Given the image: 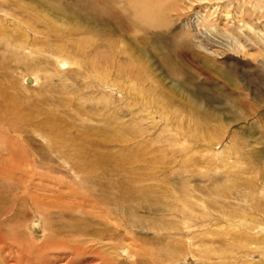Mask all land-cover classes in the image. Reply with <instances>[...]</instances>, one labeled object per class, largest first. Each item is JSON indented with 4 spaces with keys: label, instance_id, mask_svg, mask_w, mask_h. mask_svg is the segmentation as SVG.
<instances>
[{
    "label": "rangeland",
    "instance_id": "obj_1",
    "mask_svg": "<svg viewBox=\"0 0 264 264\" xmlns=\"http://www.w3.org/2000/svg\"><path fill=\"white\" fill-rule=\"evenodd\" d=\"M127 1L121 0V5L128 6ZM143 1L151 14L152 32L147 35V45L151 48L147 65L151 74L145 77L141 72L147 81L143 86L135 85L140 91L135 98L130 82L117 76L120 66L114 65L112 60L124 49L123 42H137L138 37L143 36L139 29L123 34V40L119 36H110L115 41L114 46L103 48L99 45L100 51L96 56L92 46L86 48V56L82 59L85 67L81 73L75 72L77 66L74 64L64 69L57 67L46 53L34 56L25 50L26 46L18 52L14 46L9 51L0 47V63H3L0 66V84L5 86L7 93L16 96L17 112L10 118L23 127L22 132L12 133L0 126V146L5 148L9 144L3 140H13L20 148L31 150L34 147L39 154L38 160L42 161V167L36 171L52 178L46 180L48 182L43 179L46 183H41L49 190L30 188V193L20 186L3 190L0 184V205L8 210L4 215L8 218L0 217L1 235L7 245L13 247L9 251L15 256L18 257L15 245L22 247L19 256L23 257V262L28 259V262L37 263L46 258L44 255L49 248L44 247L43 251L34 247L43 243L46 235L53 237L59 234L58 238L66 241L69 236L76 235L72 227L83 223L86 225L85 233L79 237L86 240L85 244L92 250L82 258L65 253L60 259L55 257L51 264H66L71 258L77 262L74 264H158L142 254L163 241L181 244L183 253L179 264H205L198 256L202 243L215 249L227 246L228 241H232V234L238 230L233 225L227 226V219L232 217L235 218L231 222L246 218L248 226L253 227L249 231L252 237H264V0ZM9 6L6 8L14 9ZM170 6L175 10L170 11ZM1 21L6 20L1 18ZM163 21H168L165 28L157 27ZM12 24L4 23L9 28L24 31ZM37 36L44 40V35ZM106 38L101 36L98 41L105 44ZM165 54L171 56L168 57L171 64L168 62V66L161 69L160 56ZM49 59L51 62L40 69L33 64V61ZM100 59L110 61L111 72L116 70L115 76L110 72L109 79H112L102 80L103 83L93 76V72H84L88 64ZM179 62H182L184 72L190 74V81L179 69ZM124 64L126 61L121 67L125 68ZM176 77L183 81L177 83L174 81ZM117 80V85L111 84ZM147 84L151 88L144 94ZM163 87L174 96L167 108L162 107L160 101L156 102ZM104 118L107 122L115 121L117 128L133 127L137 132L123 129L104 132ZM48 119L60 131L53 144L48 137L37 135L44 130V122ZM2 132L8 133L1 135ZM108 132L112 135L111 140ZM75 148L83 155L81 159ZM137 152L141 155L131 156ZM73 156L77 158L75 161L81 172L71 163ZM187 156H193L192 160L197 161L198 166L185 161ZM10 159L0 154V179L5 170H9ZM235 171L237 173H233ZM12 173L9 185L26 183V177L17 178L19 175ZM247 177L253 178L249 179L251 183L247 184ZM121 185L131 188L134 185L152 186V192L149 190V195L143 197L157 204L156 201L163 200V195L168 193H177L174 199L184 198V190H187V199L199 197L204 200L203 205L209 206L207 210L213 219L177 233L130 225L123 209L130 202L128 199L113 204L100 196L120 195L121 190L117 188ZM71 189L77 193L87 192L90 197L87 196L85 202L90 203L76 204L77 207L74 196L68 195ZM31 193L38 194L39 206L51 210L50 214L34 212L29 199ZM75 210L84 211V214ZM133 218L139 221L149 218L172 221L178 216L137 210ZM81 227L84 228L83 225ZM204 229L212 231L198 232ZM194 231L195 235L186 234ZM51 249V255L61 251L60 248ZM4 254L8 255V252ZM145 256L149 263L145 262ZM224 261L229 262L227 259ZM249 261L246 263L262 262L259 253L251 256Z\"/></svg>",
    "mask_w": 264,
    "mask_h": 264
},
{
    "label": "bare ground",
    "instance_id": "obj_2",
    "mask_svg": "<svg viewBox=\"0 0 264 264\" xmlns=\"http://www.w3.org/2000/svg\"><path fill=\"white\" fill-rule=\"evenodd\" d=\"M3 1L4 2L0 1V19L4 18V20H6V21H3V22L1 21L2 23L0 22V47H2V48L4 47V49H6L7 51H9L8 49H10V47L14 46V48H17L16 52H18V49H21V48L25 49V46H26L27 48L25 50L34 56L36 54L37 55H41V54L44 55L46 53V56L51 57V60L53 59L52 61L55 62L54 64H56L57 67L64 69V68L68 67V65L74 64L75 66H77L75 72L81 73L80 70L84 69V67H85V65L82 66V59L84 58V56H86L85 55L86 48L88 49L89 46L90 47L92 46L93 55L96 56V54L100 51L99 45L103 48H110V47L114 46L115 41L111 40L110 36H119L123 40V37L125 36L123 34L131 31L132 29H133V32H135L139 29L140 32H143V34H142L143 36L138 37L137 42H131V41L130 42H128V41L123 42L121 40V42L124 43V49L122 48V50L120 52H118L115 56L112 55L113 56L112 61H113L114 65L116 64L117 66H120V68H118V70H119L118 73L120 72V74L117 76L121 77V79H123L124 81L130 82V85L129 84L128 85L132 88V92L134 94L133 98H135L137 92H140L137 89V87H135V85H137V84L141 85V86L145 85V83L147 81L145 79V77L151 74V72H149V68L147 65V62H149L150 49H151L149 47V45H147L149 43L148 42L149 38L147 37V35H149L152 32V31H150V27L152 26V24H151V14L149 11V7L144 4L145 1H143V3H142L141 2L142 0H133V2L131 0H129V1H127V4L129 7L127 5L124 7L123 6L124 4L121 5V0H3ZM136 1H139L138 4L135 3ZM9 5L13 6L12 8H14V9H12V10L7 9L6 7H8ZM155 6L156 5H154V7ZM123 7L126 8V10L129 9V11H125L123 9ZM152 9H154V8H152ZM170 9H171V6H170ZM172 9L170 11H172ZM173 10H175V9H173ZM1 12H3V14H1ZM155 13H157V12H155ZM179 13H181V12H179ZM177 16L178 15H176V17ZM166 17H169V16L166 15ZM179 17L180 16H178V18ZM5 22L8 24L13 23V24H15V26L16 25H17V27L19 26V28L23 29L24 31H19L18 28H9L10 26L4 25ZM166 22H168V21H166ZM166 22H164V21L160 22V23L158 22L159 25H157V27H164L166 25ZM117 23L119 24V26L117 25ZM37 34L40 36L44 35L43 36L44 40H40L38 38ZM87 36H89V37H87ZM101 36L107 37L104 41L105 44H101L98 41V38H100ZM135 43H137V45ZM92 52H90V53L92 54ZM93 55H91V56H93ZM148 56H149V58H148ZM168 57H171V56H168L166 54L163 56L162 55L160 56L159 65H160L161 69H165L164 66H168V62H169V64H171V62L168 61ZM18 58H19V56H18ZM119 58L124 60V61L119 60ZM125 61H126V65L124 64L125 68H123V67H121V65ZM0 62H2V61H0ZM33 62H34L33 64L38 65L39 69H40V67L42 65L49 64L51 61L49 59L48 61L47 60H44L42 62L38 61L37 63H35V61H33ZM87 64H88V62H87ZM109 64H110L109 60H106V61L105 60L103 61L101 59L95 60L94 63H92V65L88 64V66H87L88 68L86 67L84 72H86V71H88L89 73L93 72L92 73L93 76L96 79L98 78L99 81L102 82V80L104 81V80L109 79V73L111 72L110 70L113 69L112 67H111V69H109ZM1 65H3V63H0V66ZM15 66H16V64H15ZM35 67H37V66H35ZM30 69H31V67H30ZM179 69L181 70L182 74L187 77V80L190 81L191 76H189L190 75L189 73L184 72L185 68H184L182 62H179ZM115 71L111 72L114 76H115ZM142 71L145 73L144 78L142 77V73H141ZM34 78H36V77H34ZM111 79H109V80H111ZM118 80L116 82L112 81L111 84L117 85L119 83ZM99 81H98V83H99ZM174 81H176L177 83H181L183 81V79L176 77V79ZM157 83H159V81H157ZM105 84H108L107 81ZM102 85H104V84H102ZM111 87H112V85H111ZM144 88H145V90L143 91V93L145 94L146 92L150 91L151 87H149V85L147 84L146 86H144ZM160 95H161V97H159L160 99L156 100V102L160 101L159 103H161V106L164 108L169 107L171 105L172 100L174 99V96L172 94H169L165 88L160 90ZM162 98H164V99H162ZM143 99L145 100L144 97H143ZM146 99H147V97H146ZM135 101L136 100L134 99L133 103H135ZM191 105H193V104H191ZM17 106H18V104H17L16 96H14L12 93H7L5 86L0 84V126H3V128L7 129L9 132H12V133L22 132V128H23L19 125V123L17 121H15V120L13 121L10 118L11 116H14L15 112H17V108H18ZM191 108L195 109V111L197 110L195 106H191ZM133 113H134V109H133ZM201 115H202V113L200 112V116ZM139 117H142V116H139ZM202 117H203V115H202ZM21 118H23V117H21ZM49 121H50L49 119L46 120L44 122V125H43L44 126L43 131L45 134L42 131V132H37V135L39 134L42 137H48V140H50L51 143L53 144L56 142V140H57L56 135H58V132H60V131H58L59 128L56 127L55 124H53V123H51V121L50 122ZM102 121L104 123V127H103L104 132L105 131H123V130L129 131V132H137V130L132 129L133 127L132 128L130 127V129H129V127L127 129L124 127L117 128L115 126L116 125L115 121L114 122H111V121L107 122L105 118L102 119ZM6 133H8V132H2L1 135H7ZM107 134H108L107 135L108 139L111 140L112 135L109 132ZM103 139L105 141H107L105 137H103ZM3 142L9 143V144H7V146H4L5 148H1V146H0V151L3 152V153L0 152V154L1 155H7L8 157H11V159H10L11 161L9 160V164H8L9 170L7 171V169H6L5 171L7 173L5 172L4 173L5 175L3 174L5 177L3 176L0 179V184L2 185L3 190L6 188H10L12 186H14V188L17 186H20V188H22L23 191H26V193H28V192L30 193V188L49 190L50 188H48V186H46L45 184L42 185L41 183H46V182L50 181V179H52V178H50V176L44 175V174L36 171V168L42 167V165L40 164L42 161L38 160L37 155H39V154L36 152L35 148L33 147L31 150H29V149L26 150V149L20 148L17 146V144H15V142L13 140L12 141L3 140ZM74 151H78L76 153L78 155H80V159H81L83 155L79 154V150L75 148ZM77 154L75 157L78 156ZM137 155L139 156L141 154H139V152H137L136 154H133L131 156L136 158ZM41 156H43V154ZM127 156L128 155H126V157ZM44 157L45 156H43V158ZM73 157L70 160L71 163H73V165L78 168V169L77 168L76 169L81 172V167H79L80 165H77V161H75L77 158L74 157V159H73ZM141 157L142 156H140V158ZM2 159H3V157H2ZM133 159L132 160L130 159L131 162L133 161ZM188 159H191V161H188ZM192 159H194L193 156H189L188 158H186L185 161L192 162L197 167L198 162L193 161ZM20 160H22V162ZM91 164L92 163H89L88 165H91ZM27 167H29V168L25 170V168H27ZM9 171L13 172L12 174H14V172H15V174L19 175V176H17V178L20 176L26 177L25 178V179H27L26 183L23 184V183H17L16 182L13 185H9L8 181H11V180H9L10 179V173H11ZM232 171L229 173V175H231ZM72 172H74V171L72 170ZM146 172H147V170H146ZM233 173H237V172L235 171ZM74 174H76V173L74 172ZM138 174H140V173H138ZM240 174H242V173H240ZM257 176H258V174H257ZM241 178H242V175H241ZM43 179H44V181H46V180H48V181L44 182ZM249 179H253V178H250V177L245 178V181L247 182V184L252 182V180H249ZM34 180H38V181L36 182ZM135 181H137L139 183L138 179H135ZM163 181H165V180H163ZM252 185H253V183L251 184V186ZM151 187H149V186L138 187V186L134 185L133 188H131L128 186L126 187V186L121 185L120 187L117 188V189L121 190V191H119L120 195L118 194L117 196H115V194L111 193L109 195L106 194L107 196H105V195H100V196L102 197V200H105V202H107V203L112 202L113 204H118L120 202V200H122L124 198L128 199L130 202L127 203V205L125 207H123V209L126 210V212H127V216L129 218L128 220H130L129 224L130 225L135 224L136 226H145V227H149V228H154L157 231H166V230L171 231L172 230V232L174 231L175 233L182 232L183 231L182 229H190V227L200 225V224H204L205 222H208L211 218L213 219V216L207 210V207H209V206L203 205L204 200H202L199 197H197L196 200H194L193 198H192L193 200L187 199V196H186L188 194L187 190H184V195H183V193H181L184 196V198H182V197L177 198L175 196L176 198L174 199L173 197H174V195H177V193H174V195H171L170 193H168V194H165L166 195V197H165V195H163L164 194L163 193L162 194L163 200L161 199L160 201H156V202H158V204L157 203H151L149 201L150 199H146L143 197V196L149 195L148 194L149 190H150V192H152ZM232 187L235 188L236 185H233ZM213 190H214V187H213ZM247 190L250 191V188L247 187ZM56 191H57V188H56ZM69 191L70 192L68 195L74 196L75 205L76 204L82 205V203H87V204L90 203L89 201L85 202V199L88 196L87 192L86 193H79V192L77 193L72 189ZM33 193H35V192H33ZM33 193H31L32 195H30L31 197L29 199H31L30 205L34 209V212L41 214V215H43V213H46V212L50 214L51 210L48 211V210L44 209L43 207L39 206V204L37 202V199H38L37 195L38 194L35 195ZM178 194H179V191H178ZM191 194H192V192L190 191V195ZM88 197H90V196H88ZM169 198H173V199H169ZM225 198L227 199V197H225ZM238 199L241 200V198H238ZM93 201H95V200H93ZM114 206H115V208L117 207L116 205H114ZM72 208H73V206H72ZM117 208L119 209V206ZM73 209H75V208H73ZM137 210L149 211V212L152 211L154 213L160 212L161 214H165V215L168 214V215H173L176 217L178 216V218H176L174 220L172 218V221L169 219H164V221H162V220L153 219V218H149L147 220L139 221V220H135V218H133V215H135V212ZM263 210H264V208H263ZM7 211L8 210L6 208H4L2 205H0V217H2V219L8 218V217L4 216V215H7V213H8ZM62 212H63V210H62ZM75 212L76 213L81 212L82 214H84V211L82 212L80 210H75ZM196 213H197V215H194ZM106 216H104V217H106ZM232 218H235V217H232ZM232 218L227 219V226L233 225V227L235 226L236 228H238L236 233L234 232V234H232L233 238L230 239L232 241L231 242L228 241L229 243L227 246L224 245L223 247H220L219 249L212 248V247L206 245L205 242H203L202 243L203 247L201 246V248L198 250V256L200 258V261L204 262L205 264H243V263L247 264L246 262H250L249 259L251 258V256H254L255 253H259V255L261 256L262 262L248 263V264H264V246H260V245L264 244V237H259V236L252 237V235L249 233V231L253 227H249L251 225L248 226L247 223H249V221H246L245 220L246 218L243 219L241 217V218H239V220L237 219V221L231 222ZM0 222H2V221H0ZM242 224H245L246 226H244ZM82 225L84 228L81 227ZM82 225L81 226L80 225H74L72 227V229H74L73 231L76 232V235L69 236L70 237L69 240L66 239V241H63L62 239L58 238L59 234L54 235L53 237L50 236V234H48V236L47 235L45 236L43 243H41L40 245H35L34 247L36 249L41 248V250H43V251H45L44 247L49 248V249H47L48 252H46V255H44V256H46V258H43L44 260L43 259L39 260L40 264H51L53 262L52 260H54L55 257L60 259L65 253L71 254L72 257L76 256V257L82 258L85 256L84 254L86 252H90L89 250H92V247H90L88 244H85L86 240L79 237V235L83 236V234L85 233V229H86L85 226L86 225L84 223ZM1 231H2V229L0 228V260H1L2 264H38L39 263V261L37 263L28 262V259L25 260V262H23V260H24V259H22L23 257L19 256L20 251H22L21 250L22 247L20 248L17 245H15V251L18 253V257L15 256V253H13L12 251L10 252L9 249H12L13 247L7 245L6 239L1 235L2 234ZM201 231H203V232L208 231V233H210V231H212V230H210V229L198 230L199 233H201ZM186 234L187 235H195L196 231H194V233H192V234L189 232L188 233L186 232ZM164 235H166V234H164ZM225 242H227V241H225ZM51 248H54V249L60 248L61 251H59L60 249L56 250L59 252L51 255L50 253H52V251H53V249H51ZM181 248H182V246H181V244L179 245L178 241L175 243L163 241V242H158L156 244V246H154V249L152 248V249L144 251L143 252L144 254H142V255H146L147 258H150V260L152 259L151 261L157 262L158 264H179L178 260L181 258V254L183 253V252L181 253ZM6 252H8V255L4 254ZM96 252H97V250H96ZM67 256L68 255H65L64 257H67ZM146 256H145V258H146ZM147 258L145 259V262L149 263L150 261H147ZM72 259H73V261H72ZM78 259H80V258H78ZM210 259H212V260H210ZM215 259H218V262ZM226 259L229 262H225L224 260H226ZM245 259H247V260H245ZM50 261H52V262L50 263ZM67 262H66V264L77 263L74 260V258L69 259V261H67Z\"/></svg>",
    "mask_w": 264,
    "mask_h": 264
}]
</instances>
